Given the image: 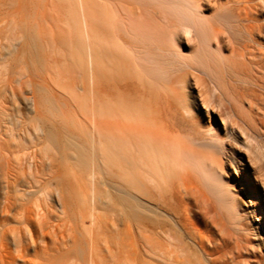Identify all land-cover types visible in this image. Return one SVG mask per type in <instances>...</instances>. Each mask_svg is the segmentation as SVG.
Wrapping results in <instances>:
<instances>
[{
  "label": "bare ground",
  "instance_id": "bare-ground-1",
  "mask_svg": "<svg viewBox=\"0 0 264 264\" xmlns=\"http://www.w3.org/2000/svg\"><path fill=\"white\" fill-rule=\"evenodd\" d=\"M29 1L21 35L0 18V264H264L228 166L235 141L264 156L252 0H215L227 29L210 0ZM33 72L70 117L7 112Z\"/></svg>",
  "mask_w": 264,
  "mask_h": 264
},
{
  "label": "rangeland",
  "instance_id": "rangeland-1",
  "mask_svg": "<svg viewBox=\"0 0 264 264\" xmlns=\"http://www.w3.org/2000/svg\"><path fill=\"white\" fill-rule=\"evenodd\" d=\"M227 1L229 0H219L220 3H227ZM251 3L254 8L252 10V14L257 19L256 23L258 25V28L261 29L259 31V38L264 42V0H252ZM214 4L215 0H210L211 7L207 11V15L213 18L215 17L214 19L217 24L226 27L227 29L228 21H233V18L236 14V9H234L235 7L233 6L235 5V3L233 5H224L222 8H219V10L218 7L214 6ZM42 11V7L32 3L29 0H0V18L7 19L11 22H15V24H18V26L16 27V25L13 23L12 28L8 30L9 33L14 32L21 35L22 30H24L26 27H31L33 24H35L36 21H39L42 18ZM34 40L36 42H34L36 44V50L38 54H40L43 47L38 38H34ZM18 41L19 43L17 42L18 46H16L15 51H18L22 44L25 43V39L23 41V38H20V40ZM66 48L69 50L71 49L68 44L66 45ZM42 60L43 59H41L40 61ZM45 60L46 59L44 58L42 63H40V66H42L43 63L45 65ZM32 75L35 91L32 90V87H20L17 82L14 83V88L13 86L9 85L6 92V96L9 101V108L7 112H10L11 115L14 116L26 114L31 116L43 115L48 117L51 114L50 110L53 109V111L58 114L61 113L65 117H70V111L66 108L63 102V98L65 96L59 93H57L56 95V91L51 86H46L42 81V78L36 76V72H33ZM36 85L38 88L36 87ZM187 91L190 92L191 88H188ZM35 97L37 98L38 102L37 106L33 104V101H35ZM189 102L191 103L193 112L197 113L199 111L197 101H195L190 96ZM53 107L56 110H54ZM201 116L205 124H209L210 119L217 118L216 114L207 112H202ZM223 134H227L226 137L228 139L229 133L226 128L223 129ZM82 141L85 142L84 145L87 146V150H90V138L84 136ZM242 144L243 141H235L236 147L231 149V153L234 154V160H229L228 166L230 167L234 177H236V180H233V187L235 189L236 196L238 197L240 204L242 205V208L244 210L243 212L246 215V219L249 223L250 233L255 240L254 246L256 247V250L258 251L260 256H262L264 259V156L262 157L261 162L254 152L247 150ZM241 151L244 164H241L240 162L241 158L239 156V153H241ZM87 152H90L89 154L91 157V150ZM88 157L87 161L91 162L92 159ZM261 163L263 164V169H259V164ZM260 172H263V175ZM258 174L260 176L262 175L261 177L263 179H258ZM250 184L255 185L257 190H259L258 194L255 197L252 196V193L249 191L248 186ZM112 190L113 187H111L110 194L112 193Z\"/></svg>",
  "mask_w": 264,
  "mask_h": 264
}]
</instances>
